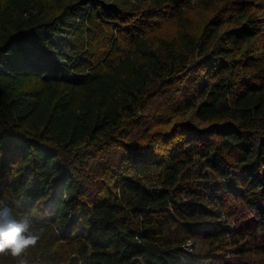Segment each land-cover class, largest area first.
<instances>
[{"label":"trees","instance_id":"trees-1","mask_svg":"<svg viewBox=\"0 0 264 264\" xmlns=\"http://www.w3.org/2000/svg\"><path fill=\"white\" fill-rule=\"evenodd\" d=\"M263 5L0 0V200L45 230L29 264H264Z\"/></svg>","mask_w":264,"mask_h":264},{"label":"clouds","instance_id":"clouds-1","mask_svg":"<svg viewBox=\"0 0 264 264\" xmlns=\"http://www.w3.org/2000/svg\"><path fill=\"white\" fill-rule=\"evenodd\" d=\"M44 228H35L28 216L0 200V264H29L30 251L38 246Z\"/></svg>","mask_w":264,"mask_h":264},{"label":"rangeland","instance_id":"rangeland-1","mask_svg":"<svg viewBox=\"0 0 264 264\" xmlns=\"http://www.w3.org/2000/svg\"><path fill=\"white\" fill-rule=\"evenodd\" d=\"M263 9H264V5H263ZM263 12H264V10H263ZM189 14L190 15H193L194 17H195V15H194V12H189ZM201 14H203L202 12H201ZM170 17L169 16H167L166 18H165V20H167V19H169ZM262 20H263V23H264V17L262 18ZM201 167L200 166H198V164L197 163H195L194 165H193V168H192V170H191V179H195L196 180V182L197 183H202L201 181H203L204 180V178H202V176H200V174L198 173V169H200ZM201 173L203 174L204 173V170L201 168ZM201 177V178H200ZM224 213H226L225 211H224ZM232 217L233 216H231V221H232ZM186 245H187V247L190 249V247H191V242L190 241H188L187 243H186Z\"/></svg>","mask_w":264,"mask_h":264}]
</instances>
